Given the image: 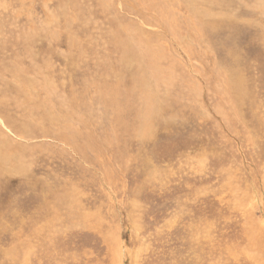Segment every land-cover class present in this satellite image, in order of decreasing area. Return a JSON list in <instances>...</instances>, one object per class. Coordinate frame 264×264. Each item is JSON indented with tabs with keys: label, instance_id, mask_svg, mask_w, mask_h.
I'll return each mask as SVG.
<instances>
[{
	"label": "rangeland",
	"instance_id": "1",
	"mask_svg": "<svg viewBox=\"0 0 264 264\" xmlns=\"http://www.w3.org/2000/svg\"><path fill=\"white\" fill-rule=\"evenodd\" d=\"M0 118V264H264V0H0Z\"/></svg>",
	"mask_w": 264,
	"mask_h": 264
},
{
	"label": "bare ground",
	"instance_id": "2",
	"mask_svg": "<svg viewBox=\"0 0 264 264\" xmlns=\"http://www.w3.org/2000/svg\"><path fill=\"white\" fill-rule=\"evenodd\" d=\"M126 32V31H125ZM129 35V34H128ZM129 37V36H128ZM118 40V39H117ZM126 48V47H125ZM124 48V49H125ZM161 59V58H160ZM151 97V96H150ZM155 102V101H154ZM156 103V102H155ZM160 106V105H159ZM162 106V105H161ZM160 111V110H159ZM0 122L4 125V122H3V120L0 118ZM0 130H1V127H0ZM1 132V131H0ZM4 133V132H3ZM2 133V134H3ZM2 141V140H1ZM5 152H6V150H5ZM8 152V151H7ZM3 153V152H2ZM12 154H13V152H12ZM5 156V155H4ZM6 156H7V154H6ZM5 156V157H6ZM11 157V155L9 156V158ZM9 158L7 159V157H6V160L7 161H9ZM4 162L6 163V161H5V159H4V161H3V164H4ZM6 165H7V163H6ZM1 166V165H0ZM8 167L7 168H9V163H8V165H7ZM13 167V166H12ZM1 168V167H0ZM10 168H11V166H10ZM3 171V170H2ZM1 174H2V172H1ZM233 178V177H232ZM262 182V181H261ZM17 241V240H16ZM115 246V245H114ZM117 246V245H116ZM124 247V246H123ZM120 248V247H119ZM114 249V248H113ZM118 251V250H117ZM121 251V250H120ZM122 252V251H121ZM116 253V252H115ZM117 254V253H116ZM121 256H122V254H121ZM126 258V257H125ZM117 263L118 264H121V263H123L122 262V260H121V258H120V255L117 257Z\"/></svg>",
	"mask_w": 264,
	"mask_h": 264
}]
</instances>
